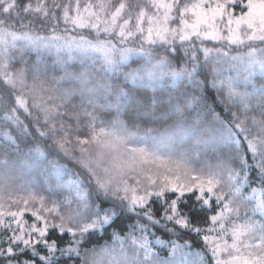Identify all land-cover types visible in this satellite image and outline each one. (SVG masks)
<instances>
[{"label":"snow or ice","instance_id":"snow-or-ice-1","mask_svg":"<svg viewBox=\"0 0 264 264\" xmlns=\"http://www.w3.org/2000/svg\"><path fill=\"white\" fill-rule=\"evenodd\" d=\"M0 264H264V0H0Z\"/></svg>","mask_w":264,"mask_h":264}]
</instances>
